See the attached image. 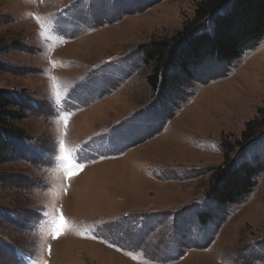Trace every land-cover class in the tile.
I'll list each match as a JSON object with an SVG mask.
<instances>
[{
    "label": "rangeland",
    "instance_id": "374dc122",
    "mask_svg": "<svg viewBox=\"0 0 264 264\" xmlns=\"http://www.w3.org/2000/svg\"><path fill=\"white\" fill-rule=\"evenodd\" d=\"M204 1L0 0L25 137L0 165V264H264V173L209 197L215 169L264 160V37L171 91L141 53Z\"/></svg>",
    "mask_w": 264,
    "mask_h": 264
},
{
    "label": "trees",
    "instance_id": "16d2710c",
    "mask_svg": "<svg viewBox=\"0 0 264 264\" xmlns=\"http://www.w3.org/2000/svg\"><path fill=\"white\" fill-rule=\"evenodd\" d=\"M211 19L214 28L209 33ZM263 37L264 0H206L198 5L194 18L176 36L152 42L142 47L141 53L146 64L155 65L149 79L151 86L156 89L163 82L171 91L195 77V71L209 60L218 64L231 62ZM23 119L20 102L8 90L0 89V165L10 152L13 139L25 138L15 125ZM247 133L245 141L251 137ZM224 147L227 153L235 151L227 143ZM262 173L264 160L218 167L213 173L209 197L221 206L235 203L253 190Z\"/></svg>",
    "mask_w": 264,
    "mask_h": 264
},
{
    "label": "snow or ice",
    "instance_id": "6c2138e0",
    "mask_svg": "<svg viewBox=\"0 0 264 264\" xmlns=\"http://www.w3.org/2000/svg\"><path fill=\"white\" fill-rule=\"evenodd\" d=\"M57 98H59V93H57ZM74 167L77 169H82L83 165H75ZM75 174L76 173L69 170V179H71L72 176ZM54 225H55V233H56V235H59L61 230L66 226L63 214L60 215V218L58 221H54Z\"/></svg>",
    "mask_w": 264,
    "mask_h": 264
}]
</instances>
